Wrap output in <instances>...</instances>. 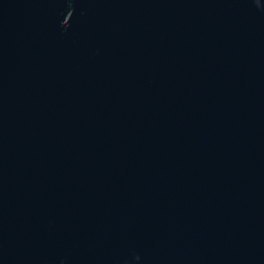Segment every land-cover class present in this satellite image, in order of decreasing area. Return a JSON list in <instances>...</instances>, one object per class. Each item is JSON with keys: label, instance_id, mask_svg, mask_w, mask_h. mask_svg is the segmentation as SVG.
Wrapping results in <instances>:
<instances>
[{"label": "water", "instance_id": "1", "mask_svg": "<svg viewBox=\"0 0 264 264\" xmlns=\"http://www.w3.org/2000/svg\"><path fill=\"white\" fill-rule=\"evenodd\" d=\"M0 264H264V0H0Z\"/></svg>", "mask_w": 264, "mask_h": 264}]
</instances>
